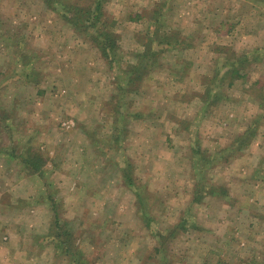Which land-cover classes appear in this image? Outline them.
Segmentation results:
<instances>
[{
  "label": "rangeland",
  "instance_id": "rangeland-1",
  "mask_svg": "<svg viewBox=\"0 0 264 264\" xmlns=\"http://www.w3.org/2000/svg\"><path fill=\"white\" fill-rule=\"evenodd\" d=\"M106 1L110 55L97 22L0 0V150L47 160L35 203L0 153L22 196L0 203V264H264V0Z\"/></svg>",
  "mask_w": 264,
  "mask_h": 264
},
{
  "label": "trees",
  "instance_id": "trees-1",
  "mask_svg": "<svg viewBox=\"0 0 264 264\" xmlns=\"http://www.w3.org/2000/svg\"><path fill=\"white\" fill-rule=\"evenodd\" d=\"M45 4L51 8L53 11H56L58 14H60L62 16V18L64 19V21H66L68 24H71L72 27H75L78 31L80 32H85L84 31V26L86 28H92L95 26V23L97 22V29H96V37L93 36L94 38H92L95 42H98V48L100 47L101 51L104 52L105 54H109L112 53V49H108V47H113L114 49L116 48V45L113 41L114 38H112L113 34L112 32H109L107 25L104 21H99V18L104 16V13L102 12V7L103 5L107 2L106 0H90L86 5L83 1L80 0H63L64 2H61L62 0L58 1V0H54L55 3L57 1L58 5H54L51 2H53V0H44ZM49 1V4H48ZM54 5V6H53ZM156 13H158V11H155ZM98 24H102L101 26H98ZM2 27V25H1ZM102 38V40H100ZM172 41L170 40H163L160 41L159 44H166V45H171ZM165 51V49H160V53H163ZM147 54L149 53V49L146 52ZM152 55H154L155 53H150ZM149 55V54H148ZM25 56H23L22 59H25ZM24 65L27 66L28 62H24ZM10 114H3V116L0 118V129H6L9 125L6 123L5 121L7 120V118H9ZM10 119V118H9ZM258 123H256V121L250 125L249 127H246L247 129L242 133V135H240L239 137H236L233 141L234 143L238 142V141H242L240 142L241 144H247L246 146H249L257 133V128H258ZM10 130V128L8 129ZM1 131V130H0ZM4 131V130H2ZM5 132V131H4ZM239 145H237L236 147H238ZM18 148H13L11 150H8L7 148H2L0 150V153H5L7 155V157H14L16 158L19 162H21V168L23 169H27L28 174L29 175H34V174H43V170L45 169V167L47 166V160L46 158L44 159V156L42 155V153L37 150V149H33L32 147L25 149L24 151H21L17 153ZM240 150V149H239ZM53 209V207H51ZM54 212V220L55 223H57V226L55 227V229H58L60 227L59 226V213L57 211L52 210ZM55 236L56 239H58V245L57 248L59 250V252H61V254H64L66 256H70L74 253V250H77V245H75V243L73 245H71L70 243H68L67 241H64V239H62V236L65 237H73V233H71L70 231H64V232H60V230L56 231V234L53 235ZM77 247V248H76ZM219 264H226L224 262H219Z\"/></svg>",
  "mask_w": 264,
  "mask_h": 264
},
{
  "label": "crops",
  "instance_id": "crops-1",
  "mask_svg": "<svg viewBox=\"0 0 264 264\" xmlns=\"http://www.w3.org/2000/svg\"><path fill=\"white\" fill-rule=\"evenodd\" d=\"M21 162H19L18 160L17 161H15L14 162V164H15V168H19V170L20 169H23V168H21L22 166H21V164H20ZM3 169V168H2ZM4 170V169H3ZM24 171H28L27 169H23ZM5 171V170H4ZM27 175H28V177L26 178L27 179V185H25V187H22V189H21V191L23 192V193H28L30 196H31V198H30V200H34L35 201V203L37 202V198L36 199H32V198H34V197H40V195H38L40 192H38L37 193V191H35V193H33V191H34V188L37 186V182H38V180H37V177H38V175L39 174H34V175H29L28 174V172H27ZM10 178V177H9ZM12 179H14V180H16V178L14 177V178H12ZM6 182V183H5ZM12 182H11V180H8V178L5 180L3 177H1L0 176V203L2 202V201H4L3 200V197L5 196V195H9V198H10V202L11 203H15L18 199H20L22 196H17V198L15 197L14 198V190H11L10 191V188H11V186H9L10 184H11ZM42 186H50V184H47V183H44V184H42ZM29 188V189H28ZM23 189H26L25 191L23 190ZM28 190V191H27ZM4 191H5V193H4ZM50 196V195H49ZM47 197V196H46ZM49 202V201H48ZM48 202H40L39 201V203H48ZM51 203V202H50ZM45 204H42V205H45ZM51 209V208H50Z\"/></svg>",
  "mask_w": 264,
  "mask_h": 264
}]
</instances>
